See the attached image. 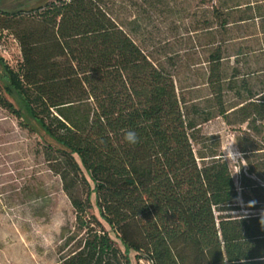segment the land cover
I'll use <instances>...</instances> for the list:
<instances>
[{
  "label": "trees",
  "instance_id": "1",
  "mask_svg": "<svg viewBox=\"0 0 264 264\" xmlns=\"http://www.w3.org/2000/svg\"><path fill=\"white\" fill-rule=\"evenodd\" d=\"M198 3L206 57L188 92L133 39L136 20L119 21L107 0L0 10L21 53L16 71L0 60L11 99L0 106L39 135L85 230L61 264H131V251L150 264H264V0ZM215 117L255 139L251 155L241 148L240 192L219 143L201 142ZM242 197L252 198L246 211Z\"/></svg>",
  "mask_w": 264,
  "mask_h": 264
},
{
  "label": "rangeland",
  "instance_id": "2",
  "mask_svg": "<svg viewBox=\"0 0 264 264\" xmlns=\"http://www.w3.org/2000/svg\"><path fill=\"white\" fill-rule=\"evenodd\" d=\"M57 1L0 0V10H28ZM107 1L119 21L136 20L133 39L154 60L165 62L178 81L179 91L182 88L188 92L191 85L202 81L206 48L197 20L202 19L204 5L198 0H176L170 7L154 0ZM0 60L15 71L21 63L18 42L10 31L1 28ZM1 85L0 81V97L11 101ZM200 132L201 142L206 145L219 143L218 153L226 159L240 192V174L247 175L248 169L241 148L251 155L253 135L245 124L228 125L221 117L203 124ZM73 182V194L84 200L86 186ZM94 196L91 194L89 213L98 217ZM237 203L243 211L253 204L251 197L239 198ZM84 235L85 230L75 224V211L60 176L50 169L43 141L21 119L0 106V264H61ZM109 235L123 251L114 234L109 231ZM128 256L131 264H150L146 257L132 251Z\"/></svg>",
  "mask_w": 264,
  "mask_h": 264
},
{
  "label": "clouds",
  "instance_id": "3",
  "mask_svg": "<svg viewBox=\"0 0 264 264\" xmlns=\"http://www.w3.org/2000/svg\"><path fill=\"white\" fill-rule=\"evenodd\" d=\"M137 136H136V133L133 132V131H128L126 134H125V140L130 143V144H135L137 142Z\"/></svg>",
  "mask_w": 264,
  "mask_h": 264
}]
</instances>
